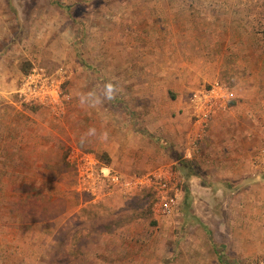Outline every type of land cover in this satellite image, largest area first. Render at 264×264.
Wrapping results in <instances>:
<instances>
[{"label":"rangeland","instance_id":"rangeland-1","mask_svg":"<svg viewBox=\"0 0 264 264\" xmlns=\"http://www.w3.org/2000/svg\"><path fill=\"white\" fill-rule=\"evenodd\" d=\"M237 147H264V0H0V264H264V171L235 181ZM89 160L166 169L174 214L154 184L91 195Z\"/></svg>","mask_w":264,"mask_h":264},{"label":"built area","instance_id":"built-area-1","mask_svg":"<svg viewBox=\"0 0 264 264\" xmlns=\"http://www.w3.org/2000/svg\"><path fill=\"white\" fill-rule=\"evenodd\" d=\"M49 87L46 83L45 78L42 75L33 70L23 79V83L20 89V95L26 100H41L44 99ZM223 93L221 88L214 87L208 92L203 100L206 103L215 101L216 98H222ZM226 98H233L234 93L232 91L226 92L224 96ZM218 100V99H217ZM209 111L201 112L199 116L203 115V118L208 116ZM206 119V118H204ZM256 164L262 171H264V147L259 149L255 156ZM84 171L81 173L79 179L83 183L85 188H90L93 195H97L102 190V187L109 185L112 188L127 190L134 188L135 190H141L156 185L158 191V198L154 204V211L156 214L163 216H171L174 214L178 205V189L173 184L174 178L166 169H160L153 171L145 176L134 177L129 181L122 179L121 175L116 171H110L109 169H94L95 163L85 161L83 162ZM129 186V187H128ZM129 188V189H128ZM96 189V190H95Z\"/></svg>","mask_w":264,"mask_h":264},{"label":"crops","instance_id":"crops-1","mask_svg":"<svg viewBox=\"0 0 264 264\" xmlns=\"http://www.w3.org/2000/svg\"><path fill=\"white\" fill-rule=\"evenodd\" d=\"M185 151H186L187 156H191V155L195 154V152L192 150V148H190V149L186 148ZM250 153H251V150H248L246 147L243 148L241 151H240L239 147H237V150L233 154L231 161L229 159L225 160V163L230 161V163L233 166L235 165V167L243 168L242 172H244V173H243L242 177L240 176L235 181H241L245 178L250 177L251 174L256 170H258L257 172H259V173L263 172L262 169H260L259 166L256 164L255 157L250 158ZM260 184H264V178H263V180L261 179ZM87 189H88L87 192L90 193L91 195H93L92 190L90 188H87ZM112 192H117V190L116 191H113V190L107 191L105 193L110 194ZM99 194H101V193H99ZM263 194H264V191H263ZM263 198H264V195H263ZM261 215H262V218L264 219V217H263L264 213H261Z\"/></svg>","mask_w":264,"mask_h":264}]
</instances>
